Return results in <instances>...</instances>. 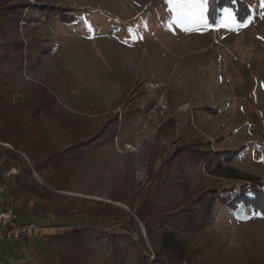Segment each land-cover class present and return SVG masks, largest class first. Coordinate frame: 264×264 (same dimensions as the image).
<instances>
[{
	"label": "rangeland",
	"instance_id": "obj_1",
	"mask_svg": "<svg viewBox=\"0 0 264 264\" xmlns=\"http://www.w3.org/2000/svg\"><path fill=\"white\" fill-rule=\"evenodd\" d=\"M242 1L219 9L212 23L207 0L185 9L191 18L183 20L179 0H25L17 26L0 27V90L12 105L36 102L9 120L37 127L31 136L40 133L56 158L48 168L46 150L38 151V173L20 152L11 161L12 148L0 143L1 206L36 227L22 264H58L68 243L46 247L45 238L80 226L127 237L121 242L134 243L133 261L140 252L153 263L169 249L183 251L187 264H264V215L249 206L217 203L203 226V217L168 223L191 211L203 216L208 191L247 183L238 174L264 189V0ZM65 8L79 15L71 25L57 13ZM201 142L219 163L182 158ZM237 150L224 164L225 152ZM147 228L155 238L175 231V243L153 247ZM101 242L94 256L81 258L86 264H110Z\"/></svg>",
	"mask_w": 264,
	"mask_h": 264
},
{
	"label": "trees",
	"instance_id": "obj_2",
	"mask_svg": "<svg viewBox=\"0 0 264 264\" xmlns=\"http://www.w3.org/2000/svg\"><path fill=\"white\" fill-rule=\"evenodd\" d=\"M14 0H0V12L4 11L5 15L2 17L0 16V19H3L2 23L0 24L1 29L7 28L9 30L13 29L17 26L15 17L16 13L23 9L28 7L27 2L25 0H18L17 2H12ZM232 0H207V15L210 22L214 23L218 10L223 8L224 6L232 5L230 4ZM237 5H244V2L242 0H236L235 2ZM61 16L60 18L63 20L66 24H72L78 20V16H75L72 14V12L65 8L58 10V12ZM56 14V13H55ZM55 14L50 11L48 15L55 16ZM34 15V14H33ZM34 18V17H33ZM1 89V86H0ZM5 95H9V92L7 91H1L0 90V143L8 144L12 150H6L9 155L11 156V161L17 160V156H15L14 152H20L27 157H29L32 160L33 163V170L40 173L42 171L39 164H37V161L40 159L41 154L44 153V160L43 163L47 164L46 166L50 168L55 162H51V160H56V158L53 156L54 152L50 148H47L46 150V144L44 141L41 140L40 133L37 138L32 137L31 133H38L39 130L36 127H30L28 123H23L20 125V122H15L14 120H9L11 116H13V112H16L14 117L16 115H20L21 117L23 115H26L28 111L29 104H32L33 102L36 103L32 99H26L25 100H18L15 104H10L6 98ZM42 95V94H41ZM31 103H29V102ZM16 108V109H15ZM20 121V120H18ZM112 122V126L108 128V131L112 132L113 134L111 137H113L116 133V124L118 122V119L115 117V119ZM8 133H2L3 130L6 129L5 123L8 124ZM31 129V130H30ZM119 131L117 132V134ZM200 142V141H199ZM34 146L37 148V152H34L31 150V147ZM198 148L192 149L191 147L186 148V154H182L185 156V158H189V164H196L198 162L208 163L211 162L213 159L215 163L220 162V157L213 154L211 150L207 148L208 144H203L202 142L198 144ZM46 150L42 152L41 154H38L39 152ZM39 151V152H38ZM188 153V154H187ZM224 164H229L232 160H234L240 153L239 150L237 151H227L225 152ZM54 158V159H53ZM10 165L7 161L2 163L3 168H7ZM227 170L230 173H235L234 170L231 168H227ZM23 174L25 176L30 175V170L26 169L23 171ZM232 177H235V174H232ZM238 179L243 180L247 183L242 184L241 186H232L230 188H224L222 190H219L218 188L208 191V196L206 199H204V205H207V209L205 214L203 216L199 213H195V211H191L184 216H182L179 219L170 220L168 223L172 227H178L181 224H193L194 221L200 217H203V220L201 221L200 226L207 225L211 220L214 218L216 205L217 203L222 204L225 208L236 210L240 205L243 206H249L252 208V210L256 213L260 212L264 215V201L260 200L261 196H264V189L262 188V185L258 184L256 185V178L252 177L251 175H244V174H238ZM18 177V176H17ZM16 180H18V178ZM250 182V183H248ZM53 187V184H52ZM21 188V185H17L16 189H14L13 194L12 192L8 194V196L11 198V196L16 195V192L18 189ZM56 190H61L59 187H54ZM202 195V194H201ZM200 196H197V198ZM264 198V197H263ZM198 226V225H197ZM147 236L149 240H151L153 247H157L156 243H158V240L160 242L166 243L171 245L172 243H175V231H165L163 232L159 238H155L151 229H146ZM127 238V237H126ZM121 238V240L126 239ZM63 239V240H61ZM99 239H102L103 242H101L102 247L107 250L108 252V259L110 264H127L128 262V256L132 255V260L135 255V253L131 254L130 249H132L134 246V243L132 241L129 242V244H125L121 242V240L115 239L113 236L111 237H105L103 238L101 235L95 234L92 230L88 229L86 226H80L78 228L73 229L72 231L66 232L64 234H51L47 236L44 240V245L48 247V241L49 240H59L63 244H67L66 252L63 254L58 253L55 257H57L58 264H86L84 260L81 258L85 257L86 260H89L91 256H94L95 250L94 246L95 243L99 241ZM128 239H126L127 241ZM109 243V244H108ZM165 244L166 247H168ZM176 246V244H174ZM91 249V250H90ZM167 249L163 256L160 254H156L157 259L150 263L147 260V256L141 254L140 252L136 254V257L134 258V261L132 264H187L188 259L187 255L183 251L175 252L174 250ZM169 255L167 259H165ZM139 260V261H136ZM136 261V262H135ZM29 264V263H24ZM34 264V263H30Z\"/></svg>",
	"mask_w": 264,
	"mask_h": 264
},
{
	"label": "built area",
	"instance_id": "obj_3",
	"mask_svg": "<svg viewBox=\"0 0 264 264\" xmlns=\"http://www.w3.org/2000/svg\"><path fill=\"white\" fill-rule=\"evenodd\" d=\"M3 202V201H2ZM33 224H21L18 222L10 206H1L0 203V242L6 241L13 244L14 252L28 251L34 243ZM11 257L6 262L13 264Z\"/></svg>",
	"mask_w": 264,
	"mask_h": 264
},
{
	"label": "crops",
	"instance_id": "obj_4",
	"mask_svg": "<svg viewBox=\"0 0 264 264\" xmlns=\"http://www.w3.org/2000/svg\"><path fill=\"white\" fill-rule=\"evenodd\" d=\"M40 236L41 235H39V237ZM37 240H39V238ZM0 243H6L7 245L11 246V248H9V250H7L6 252H2V247L0 246V259H2V261H0V264H9L8 262H6V258L8 257H11V259L13 260V264H22L24 260L29 256V254L25 252H14L13 244L10 242L2 241Z\"/></svg>",
	"mask_w": 264,
	"mask_h": 264
},
{
	"label": "snow or ice",
	"instance_id": "obj_5",
	"mask_svg": "<svg viewBox=\"0 0 264 264\" xmlns=\"http://www.w3.org/2000/svg\"><path fill=\"white\" fill-rule=\"evenodd\" d=\"M204 2L206 0H200L199 6L203 7ZM233 3L236 2V0H232ZM197 6V0H179V2L176 5V8L178 10V19L183 20V19H188L191 18L188 13L185 12V9H192ZM225 12L229 11L227 8L224 9ZM258 215H260L258 213Z\"/></svg>",
	"mask_w": 264,
	"mask_h": 264
},
{
	"label": "water",
	"instance_id": "obj_6",
	"mask_svg": "<svg viewBox=\"0 0 264 264\" xmlns=\"http://www.w3.org/2000/svg\"><path fill=\"white\" fill-rule=\"evenodd\" d=\"M1 145H3V146H7V145H5V144H1Z\"/></svg>",
	"mask_w": 264,
	"mask_h": 264
}]
</instances>
